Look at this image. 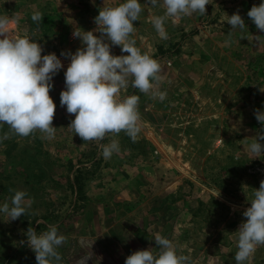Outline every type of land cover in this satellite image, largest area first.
I'll list each match as a JSON object with an SVG mask.
<instances>
[{"label": "rangeland", "instance_id": "374dc122", "mask_svg": "<svg viewBox=\"0 0 264 264\" xmlns=\"http://www.w3.org/2000/svg\"><path fill=\"white\" fill-rule=\"evenodd\" d=\"M122 2L0 0V15L18 18L12 35L34 33L42 55L55 53L63 63L49 93L56 104L54 139L37 132L0 141V206H11L9 189L25 191L30 205L15 221L0 213V257L8 264H37L25 233L48 225L65 238L59 264H84L85 255L91 256L86 264H125L133 252L157 247L156 234L190 264H236L235 232L264 180V155L249 151L264 128L254 116L255 109L264 111V33L247 16L264 0H209L207 15L169 18L167 40L151 23L164 9L140 0L131 38L159 62L163 79L153 91L166 96L153 99L129 85L121 96L140 97L137 141L121 132L84 142L68 128L74 115L60 105L70 64L60 53L82 47L74 29L93 30L100 9ZM36 11L44 15L39 25L31 20ZM236 11L246 23L243 32L226 22ZM111 52L127 55L120 46ZM7 131L4 125L0 136ZM113 138L120 152L105 160L99 145ZM245 264H264V246Z\"/></svg>", "mask_w": 264, "mask_h": 264}, {"label": "clouds", "instance_id": "9594fccd", "mask_svg": "<svg viewBox=\"0 0 264 264\" xmlns=\"http://www.w3.org/2000/svg\"><path fill=\"white\" fill-rule=\"evenodd\" d=\"M145 3L164 9L163 15H154L151 23L158 36L167 40L165 23L169 18L175 23L193 13L207 15L209 0H145ZM142 10L140 0H124L116 6L100 9L94 18L96 27L93 30H73V37L81 41L82 47L74 53L70 50L60 53L70 59L64 73L65 90L60 93V105L74 115L68 128L84 142L103 141L121 132L132 142L137 141L141 132L140 97L135 94L121 96V90L129 85L144 94L151 92L153 99L163 100L166 96V93L153 91L163 79L159 74V62L142 53L131 38L135 32L133 22L139 20ZM247 16L259 32L264 33V2L253 5ZM43 17V13L36 11L31 20L39 25ZM17 20L0 15V129L8 126L0 141L13 135L27 138L37 132L42 139L51 140L56 133L53 126L56 104L49 93L54 86L53 77L63 68V63L55 53L42 55L44 49L33 38L34 33L30 36L25 30L23 36L12 35L11 24ZM226 22L231 30L243 32L247 27L239 11L227 15ZM111 46H120L121 52L127 55H113ZM254 116L264 125V111L255 109ZM99 148L102 157L109 160L114 153L120 152L119 140L110 139ZM249 151L257 157L264 155V128L258 139L249 145ZM9 191H14L11 206L3 203L0 213L7 215L8 221H15L25 215L30 206L26 203L28 194L22 190ZM218 197L220 191L215 198ZM242 215L245 220L235 232L238 239L236 264H245L258 246H264V180L254 189L250 207ZM25 235L37 264H59L61 256L57 248L63 245L65 238L58 234L55 225H48L47 230L39 234L29 226ZM154 241L157 247L133 252L126 257L125 264H190L191 258L178 254L169 239L156 234ZM89 258L91 256L83 258L84 264Z\"/></svg>", "mask_w": 264, "mask_h": 264}, {"label": "trees", "instance_id": "16d2710c", "mask_svg": "<svg viewBox=\"0 0 264 264\" xmlns=\"http://www.w3.org/2000/svg\"><path fill=\"white\" fill-rule=\"evenodd\" d=\"M85 257H88V256L85 255ZM89 259H90V258H89ZM89 259H88V260H89ZM8 260H9L8 257H5V258H1V257H0V264H8ZM88 260H87V261H88ZM87 261H86V262H87ZM88 262H89V261H88ZM88 262H87V263H88ZM75 263H76V262H75ZM76 264H83V263H76Z\"/></svg>", "mask_w": 264, "mask_h": 264}]
</instances>
